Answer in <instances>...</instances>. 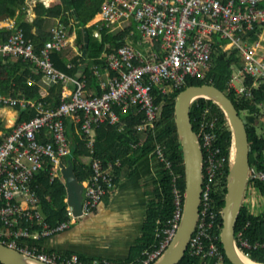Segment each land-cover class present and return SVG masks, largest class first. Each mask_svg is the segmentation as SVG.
Instances as JSON below:
<instances>
[{"label":"built area","instance_id":"1","mask_svg":"<svg viewBox=\"0 0 264 264\" xmlns=\"http://www.w3.org/2000/svg\"><path fill=\"white\" fill-rule=\"evenodd\" d=\"M101 13L112 30L136 22L138 29L149 39L147 45L143 40V46L127 41L105 53L108 72L112 70L113 73L107 81L102 80V93H87L86 81L78 80L55 65L52 54L69 41L63 28L57 30L53 39L39 51L19 26L13 27L7 40L0 41V55L31 62L43 71L47 81L65 84L72 81L74 85L56 107L47 105L44 96L33 99L0 91V105L35 109L32 118L14 120L0 140V240L49 264H153L176 235L184 212V193L178 182L180 174L172 170L175 174L174 218L169 219V225L163 229L161 244L147 251L145 256L115 263L108 259L81 258L76 253L38 252V247H29L23 239L33 233L49 236L64 230L70 226V217L75 216L66 197L68 218L51 225L40 208L39 196L33 186L36 175L47 162L51 167L50 180L61 178L66 181L64 160L71 154V146L65 116L73 117L91 138L96 126L119 121L117 104L125 111L134 106L145 111L146 119L138 124V130L148 134L155 129L160 112L155 86L168 92L169 87L184 85L188 76L205 77L217 43L223 50L240 52L242 66L236 77L242 80V85L236 87L238 94H252L251 88L244 83L247 76L255 77L256 83L264 81V37L253 36L264 32V0H104ZM202 126L208 128L206 122ZM215 136L210 129L202 136L205 179L199 219L187 250L190 257L199 259L195 264H225V254L219 245L222 207L214 191L223 184L229 158L215 145ZM88 145L92 151V138ZM156 151L167 168L173 167V161L166 156L162 145L158 144ZM88 163L93 173L85 181L84 213L96 208L115 186L114 167L120 161H109L106 165L101 159L92 157ZM250 179L264 183V169H251ZM262 217L264 220V212ZM25 221L29 225L22 226ZM33 226L37 228L32 230ZM236 237L243 252L244 248L264 246V240L250 242L244 229L236 232Z\"/></svg>","mask_w":264,"mask_h":264},{"label":"trees","instance_id":"2","mask_svg":"<svg viewBox=\"0 0 264 264\" xmlns=\"http://www.w3.org/2000/svg\"><path fill=\"white\" fill-rule=\"evenodd\" d=\"M103 1L104 0H66L65 2L68 3L67 7H78L79 16L83 18V22L85 23L101 7ZM58 6L59 5H56L53 7V9H48L43 3H41V14L46 11H50V13L52 14H54L55 11L56 13L60 14L62 12L61 5L59 7ZM81 7L86 8L85 16H82L81 14L83 13V11L80 10ZM41 16L42 15H40L36 21V23L41 28V30L37 34H34L32 32L33 24L25 23L23 25L25 35L34 41L37 51H39L45 45V43L53 37V33L44 32L42 30L43 24H41ZM134 23L135 24L133 25L136 26V22ZM103 24V40H100L97 36H95L92 31L93 29L91 28L89 54L87 57H84L81 54L76 56L74 67L63 65V60L58 51H55L52 54V59L54 60L55 64H57L56 66L58 68L67 72L69 75L73 74V76H75V78H77L78 80H86L88 84L86 86L87 93H102V88L100 87V85H98L97 76L99 75L96 72L95 67L98 64H105V58L99 59L101 53H103L105 48L107 50V53L112 52L126 42V37H135L137 36V34H140L137 31L131 34L129 32V29L115 33L114 31H117L118 29H115L112 32L108 24H106L105 22ZM10 34L11 32H0V41L7 40ZM263 34L264 32L259 33L258 35L255 34L254 37L263 36ZM216 37L219 36L216 35ZM222 41L225 40H219V42ZM215 48L216 49L215 53L213 54L212 64L208 69L205 77L202 78L189 76L184 85L179 88L172 89L170 90L171 92L168 93H165L162 90H159L158 87H156L155 92L158 94L157 103L160 106L159 117L156 120L155 129L147 134L148 136L146 139H144V141H141L142 139L137 132H140L138 130V124L146 119V114L144 110H140L139 108L134 106H130L129 109L125 111L122 110V105H116V108L120 114V121L115 124L108 122L101 123L96 127V134L92 151L91 146L87 143L89 137L81 130L80 123H75V119H73V117L71 116H65V123L67 127L66 132L71 146V154L68 155L64 160L65 166L68 164V158L70 157L74 163L75 172L79 180L82 182L87 180L93 173L91 165L89 163V165L85 163L88 162L92 157L101 159L103 163L107 165L109 161L119 160L121 161V163H123L129 161L131 158H136L134 156L136 152H139L140 155L146 154L147 152H152L155 154L156 166L158 169V176L155 178V180L158 186L156 188L155 198H153L150 203L148 218L150 227H153V235H150V233H148L145 236L148 238L151 237L153 240L154 236H156V228L158 229L159 227H163V225L165 224L164 222L171 216H173L175 210L173 178L175 174H180V176L178 177V182L183 193L186 189L185 161L183 147L177 128L175 111L176 99L180 90L192 84L213 83L226 91V93L235 102L237 108L240 110V113L242 109H247L251 114H255L257 117H259L261 114V109L264 106V82L261 81L260 84H254L255 78L253 76H247L245 79V83L249 88H251V95L238 94L236 88L231 84L234 67L242 66V58L237 55L238 51L233 49L223 50V48L220 46V43H217ZM93 55H97L94 60L91 59ZM24 65H26L28 68H31V65L37 68V66L33 65L27 60H24L23 58L13 59L8 56L0 57V91L2 93L8 94L10 92L18 91L19 93L22 92L20 93L21 95H26L28 98H41V93L38 86L28 85L26 76L24 77V75H17V73H15L21 66ZM25 73L27 72L25 71ZM60 85L61 82L60 84H56L55 86ZM93 85L97 86L96 91L89 90V88L91 89ZM42 98L47 105H50L52 107L58 106L62 100L59 93L56 98H52L49 96H44ZM28 110V113L20 116L18 121L32 118L33 115H35L34 108H29ZM80 114H83L82 111L80 112ZM191 116L192 122L194 124V129L198 133L201 143L203 140L202 136L204 134V131L207 129L212 130L216 134L214 139L215 145L217 147H220L222 152L225 153L229 158L227 171L223 177V184L218 188H215L214 191V195L217 197V202L223 210L227 193V177L231 158L233 155L234 145V136L230 120L223 107L218 102L209 97H199L194 100L191 105ZM204 122L207 123L208 128L202 126ZM256 126V123L247 122L251 145V169H253L254 167L258 169H264V136L258 134ZM158 144H161L163 146L166 156L173 161V167L167 168L166 165L160 160L159 155L156 151V147ZM134 145L136 147H134ZM203 153V164H205L204 148ZM89 154L92 157H90L89 160L84 159V157L89 156ZM121 163L117 164L114 167L115 185L119 180V176L116 174V172L120 168ZM50 169V164L49 162H47L46 167L42 169L38 175H36L37 177L33 182V186L37 190L40 200V208L44 212L46 220L51 225H55L68 218L67 201L65 200L68 192L67 185L64 180H62L61 178H57L55 181L50 180ZM172 170H175V174L172 173ZM36 183H38V186L36 185ZM251 183L256 187H262V191L264 193L263 182L250 179L249 185ZM263 212V210L260 213L250 211L243 202V206L236 225V231L238 232L239 230L244 229L245 237L248 238V240L252 243L263 241ZM159 217L162 218V221L158 224L157 219ZM220 221L221 225H223L222 217L220 218ZM21 225L27 226L29 225V223L25 221L22 222ZM35 228L37 227H31L32 230ZM151 238L149 240H151ZM219 245L225 254L226 262L231 263L225 253L221 239L219 240ZM243 250L252 260L264 263V246L256 249L244 248ZM198 260V258L190 257L187 253L177 264H195L198 262ZM0 264L3 263L0 261Z\"/></svg>","mask_w":264,"mask_h":264},{"label":"crops","instance_id":"3","mask_svg":"<svg viewBox=\"0 0 264 264\" xmlns=\"http://www.w3.org/2000/svg\"><path fill=\"white\" fill-rule=\"evenodd\" d=\"M65 1L66 0H0V32L10 33L13 31L14 26L23 28L25 23H31L33 24L32 32L37 34L41 28L36 21L38 17L42 15L41 24H43L42 30L44 32L53 33L52 36L54 37L57 30L61 28L65 30L69 41L63 47L55 51H58L61 56L63 65L74 67L76 56L81 54L87 57L89 54L91 41L90 29H93L92 31L95 36L103 40V23L105 22L108 24V22L102 19V5L95 14L84 23L83 18L79 16L78 7H67L68 3ZM41 3L48 9H53L54 6L61 5L62 12L58 14L54 11V14H52L50 11H46L41 14ZM85 9L84 7L80 8L84 13H81L82 16H85ZM133 24L135 23L133 22L125 28H118L120 30L117 31L112 30L110 27V30L118 33L122 30L129 29L131 34L137 31L142 36L137 25L135 26ZM86 29L89 30L90 34L88 47H86ZM53 37L51 39H53ZM125 41H132L137 46H143L144 43H142V37L137 42L134 40V37H126ZM85 49L87 50L86 52ZM106 51L105 48L99 59L105 58ZM0 57L3 56L0 55ZM96 57L97 55H93L91 59L94 60ZM95 70L96 72H100H97L99 75L97 76L98 85H100V87L102 80L107 81L109 75L113 73L112 70L108 72L106 62L105 64H98ZM25 71L27 73H25ZM15 73H17V75H24V77L26 76L28 85L38 86L41 93L40 96L56 98L59 93L62 98L63 95L70 93L74 86L72 81L67 84L61 82L60 86H55L56 84H60V82L54 83L52 81H47L44 73L32 65L31 68H28L26 65L21 66ZM71 76H73V74ZM96 89V85H93L91 89L89 88L91 91H96ZM20 93L16 91L10 92L9 94L19 96L21 95ZM22 96L24 95L20 97ZM28 111V109H22L17 105H0V139L3 132L9 129L8 126L11 125L12 122L19 119L20 116L27 114ZM249 121L260 125V119L254 115H249ZM137 133L143 141L148 136L141 131ZM95 134L96 128L92 138L93 143ZM89 141L90 139H88L87 143H89ZM134 147L136 146L134 145ZM134 156L136 158H131L129 161L121 163L120 168L116 172L119 176L117 184L104 196L103 200L96 208L92 211L83 213L81 216L75 215L74 217H70V226L64 230L54 232V234L49 236H40L38 233H34L26 238L25 242L28 243L29 246H36L45 252L63 255H72L76 253L80 255L81 258L108 259L115 263H126L130 260L141 258L146 255L147 251H151L158 247L164 238L163 229L169 225V219L174 218L176 204L173 216L164 222L165 224L163 227L156 228V236H154L155 242L151 237H145L148 233L153 235V227H150L148 218L150 203L151 200L155 198L156 188L158 186L155 180L158 176V169L154 153L147 152L146 154L140 155L139 152H136ZM90 157L92 156L89 154V156H85L84 159L89 160ZM85 163L89 165L88 162ZM85 181H83L84 184ZM253 212L260 213L262 211L255 210ZM157 221L158 224L161 223L162 218L159 217ZM150 238L151 240H149Z\"/></svg>","mask_w":264,"mask_h":264},{"label":"water","instance_id":"4","mask_svg":"<svg viewBox=\"0 0 264 264\" xmlns=\"http://www.w3.org/2000/svg\"><path fill=\"white\" fill-rule=\"evenodd\" d=\"M86 47L90 34L86 29ZM87 50L85 49V52ZM199 97H209L218 102L230 120L234 136V156L228 173L227 194L223 207L221 240L232 264H264L245 258L236 237V225L250 181L251 145L246 120L232 98L212 83L192 84L182 89L176 99V122L183 147L186 175L184 213L179 229L164 253L153 264H177L186 255L188 245L200 215L204 183V153L198 133L194 129L191 105ZM68 202L74 215L81 216L85 184L79 180L71 158L64 167ZM248 256V255H247ZM0 261L4 264H48L0 240ZM227 263V264H231Z\"/></svg>","mask_w":264,"mask_h":264},{"label":"rangeland","instance_id":"5","mask_svg":"<svg viewBox=\"0 0 264 264\" xmlns=\"http://www.w3.org/2000/svg\"><path fill=\"white\" fill-rule=\"evenodd\" d=\"M253 36H255V35H253ZM141 37H142L141 34H137V36H135L134 39L137 42V41H139L141 39ZM262 37H264V36H262ZM142 40L144 41V44H146V45L149 42V39L147 37H144V36H143ZM237 55L240 56V52H238ZM239 68H240V66H236V67H234V71H233L232 79H234V82L236 84V86H234L235 88L237 86H241V79H238V77H236ZM260 83L261 82H259V83L257 82V83H254V84H260ZM231 84H232V81H231ZM236 90H237V88H236ZM241 115L246 120V122H250L249 121V115L256 116L255 114H251L249 112V110H247V109H242L241 110ZM258 118L260 119V121H259L260 125L256 124L257 125L256 129H257V132H258L259 135H263V133H264V107H262L261 114H260V116ZM250 123H252V122H250ZM66 197L68 198V195ZM65 200H66V198H65ZM67 204H68V202H67ZM244 204L250 211H255V210L262 211V210H264V193L262 191V187H259V186L256 187L254 184L251 183L248 186L247 190H246L245 198H244ZM38 235L46 236V235H43L41 232ZM37 250H38V252H43L40 249H37ZM23 252L27 253L28 255H31L28 252H25V251H23Z\"/></svg>","mask_w":264,"mask_h":264},{"label":"bare ground","instance_id":"6","mask_svg":"<svg viewBox=\"0 0 264 264\" xmlns=\"http://www.w3.org/2000/svg\"><path fill=\"white\" fill-rule=\"evenodd\" d=\"M101 9H102V7H101ZM140 32H141V31H140ZM141 33H142V32H141ZM143 36H144V35L142 34V37H143ZM263 36H264V34H263ZM144 37H146V36H144ZM188 77H189V76H188ZM188 77H187V79H188ZM254 78H255V77H254ZM255 80H256V79H255ZM231 81H232V85H233V86H236V84H235V82H234V79H232ZM262 82H264V81H262ZM233 83H234L235 85H234ZM244 83H245V79H244ZM254 83H256V81H255ZM258 83H259V82H258ZM202 84H203V83H202ZM212 84H213V83H212ZM241 85H242V80H241ZM246 85H247V84H246ZM156 87H158L159 90H161L160 87L157 85V86H155V91H156ZM186 87H187V86H186ZM186 87H185V88H186ZM177 88H179V87H177ZM172 89H176V88L169 87L168 92H169L170 90H172ZM180 91H181V90H180ZM168 92H165V93H168ZM119 121H120V119H119ZM119 121H117L116 123H118ZM103 123H106V122H103ZM108 123H109V122H108ZM246 123H247V122H246ZM113 124H115V123H113ZM98 126H99V125H98ZM96 127H97V126H96ZM96 127H95V128H96ZM91 138H93V137H91ZM91 138L89 137V139H91ZM233 143H234V142H233ZM201 146H202V143H201ZM202 149H203V146H202ZM165 154H166V153H165ZM233 156H234V145H233V155H232V158H231V163H230V166H229V170H230V167H231V164H232ZM69 158H70V157H69ZM69 158H68V159H69ZM160 160H161V159H160ZM116 161H117V160H116ZM120 163H121V161H120ZM120 163H119V164H120ZM115 166H116V165H115ZM228 173H229V172H228ZM227 178H228V177H227ZM204 179H205V178H204ZM227 182H228V179H227ZM173 190H174V189H173ZM226 194H227V193H226ZM184 201H185V192H184ZM223 207H224V206H223ZM263 211H264V210H263ZM183 213H184V212H183ZM222 215H223V210H222ZM181 220H182V219H181ZM180 223H181V222H180ZM222 227H223V225H222ZM178 229H179V228H178ZM177 231H178V230H177ZM221 233H222V229H221ZM174 237H175V236H174ZM171 241H172V240H171ZM170 243H171V242H170ZM168 246H169V245H168ZM168 246H167V247H168ZM166 249H167V248H166ZM166 249H165V250H166ZM243 254H245V253H243ZM245 255H246V254H245ZM244 257H245L246 259L249 258V256H247V255L244 256ZM159 258H160V257H159ZM159 258H158V259H159ZM247 260H248V259H247Z\"/></svg>","mask_w":264,"mask_h":264},{"label":"clouds","instance_id":"7","mask_svg":"<svg viewBox=\"0 0 264 264\" xmlns=\"http://www.w3.org/2000/svg\"><path fill=\"white\" fill-rule=\"evenodd\" d=\"M263 43H264V39H263ZM236 232H237V231H236ZM33 234H34V233H33ZM31 235H32V234H31ZM31 235H30V236H31ZM30 236H29V237H30ZM27 238H28V237H27ZM25 239H26V238H25ZM25 239H24V240H25ZM26 244L28 245V243H26ZM28 246H29V245H28ZM29 247H31V246H29ZM38 249H39V248H38ZM18 250H19V249H18ZM20 251H21V250H20ZM43 252H45V251H43ZM47 253H50V252H47ZM244 253H245V252H244ZM245 254H246V253H245ZM247 255H248V254H247ZM31 256H32V257H35V258H37V259H39L38 257H36V256H34V255H31ZM39 260H41V259H39ZM41 261H42V260H41ZM43 262H45V261H43ZM46 263H47V262H46ZM227 263H228V262H226V260H225V264H227ZM3 264H4V263H3ZM48 264H49V263H48Z\"/></svg>","mask_w":264,"mask_h":264}]
</instances>
